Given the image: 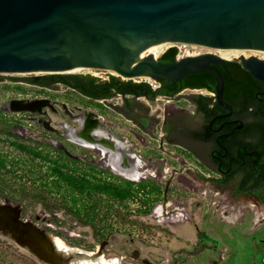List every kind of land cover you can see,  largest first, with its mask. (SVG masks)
I'll return each mask as SVG.
<instances>
[{"label": "water", "instance_id": "95a60500", "mask_svg": "<svg viewBox=\"0 0 264 264\" xmlns=\"http://www.w3.org/2000/svg\"><path fill=\"white\" fill-rule=\"evenodd\" d=\"M163 42L247 59L243 68L264 82V60L258 59H264V0H0V75L110 70L126 79L163 82L151 97L145 95L154 100L168 83L206 71L215 77L218 103L227 107L214 66L225 68V61L205 54L162 64L156 47ZM47 102L14 100L9 111H32ZM0 233L45 264H70L51 241L54 236L7 202L0 203Z\"/></svg>", "mask_w": 264, "mask_h": 264}, {"label": "rangeland", "instance_id": "374dc122", "mask_svg": "<svg viewBox=\"0 0 264 264\" xmlns=\"http://www.w3.org/2000/svg\"><path fill=\"white\" fill-rule=\"evenodd\" d=\"M178 47L179 50H176L179 53L181 50V54L184 51H188L189 55H195L193 54L195 52L216 54L214 49L196 45L186 47L178 45ZM73 74L90 75L99 78L100 81L107 80L110 76L116 77L104 70H89ZM38 75L48 74L0 75L3 79L0 82V108L8 112L12 119L21 122L20 125H15L14 132L22 138H33L43 134L38 123L34 119L33 121L28 119L32 115L42 116L41 109L46 110L50 118L48 120L43 113L45 123L53 131H60L59 123L63 118L50 111L54 104L48 99L66 103L70 109L72 105L82 108L88 103L87 99L62 86L41 90L23 82L13 84L8 80L9 77ZM4 86L9 87V90H5ZM45 97L48 99H43ZM14 100H47L48 102L44 104L45 106L36 107L32 111L11 112L9 103ZM117 103H120L119 99ZM145 103L151 106V109L156 106V103ZM163 104L164 102H160L159 106L163 108ZM184 104L187 105L186 102ZM110 107L109 104L108 108L102 107L99 110L119 123L121 118L110 112ZM114 128L120 132L119 125L116 124ZM51 140L56 141L54 136ZM64 145L78 160L104 168L101 155L92 149L69 143ZM190 163L192 169L196 171V163L193 161ZM204 173V176L190 175L191 187L179 200L180 202L167 206L160 201L156 205L158 208L155 207L156 211L153 212L152 209L146 216L138 214L137 210L142 209V200L149 197L141 193L142 191L139 192L136 200L123 207L122 213L130 212L126 217L128 222L118 224L115 218L108 220L107 225L111 224L112 230L108 235L107 243L102 247L99 246L93 229L65 216L62 211L49 213L41 206H30L24 212V216L21 214V218L34 223L40 230L59 239L66 247L61 251L63 252L61 257L69 260L70 264H79L80 259L87 260L89 264H103V262L109 264H264V204L258 205L256 199L250 197L241 196L236 199L230 189H222L213 184L211 179L219 177L214 168ZM168 175L165 176L168 177ZM159 183L162 187L164 186V180ZM0 203L5 201L0 200ZM159 208L162 210L161 214L157 213ZM178 214L180 216L177 217ZM52 219L60 221L61 224L55 225ZM131 221H137L140 225L132 224ZM45 228L50 231L47 232ZM74 241L81 246L72 244ZM0 264L45 263L39 261L14 240L0 233Z\"/></svg>", "mask_w": 264, "mask_h": 264}, {"label": "flooded vegetation", "instance_id": "af4514ba", "mask_svg": "<svg viewBox=\"0 0 264 264\" xmlns=\"http://www.w3.org/2000/svg\"><path fill=\"white\" fill-rule=\"evenodd\" d=\"M205 54L212 53L195 52V55L187 56L189 55L188 51L181 54V50L180 53L176 50L174 56H169L167 60H161L159 57L157 61L166 64L175 58ZM212 55L225 61V68L221 65L214 66L219 69L223 78L222 101L227 107L218 103L216 90L183 85L185 78L168 83L157 93L154 100L147 99L145 95L151 97L155 89L163 82H155L156 85L154 88L150 86L152 91L149 92L143 84L150 85V82L153 81L140 78L117 79L125 87L123 92L104 99L91 98L71 90L88 100V103L82 108L72 105L70 109L66 103L43 98L54 104L50 111L63 118L59 123L60 131H53L45 123L43 113L48 120L50 118H48L46 110L41 109L42 116L32 115L28 119L31 121L34 119L43 134L38 137L23 138L49 143L76 160H78L77 157L69 152L64 144L69 143L81 148H90L101 155L105 165L102 169L112 175L137 184L152 183L160 186L162 195L160 200L152 206L153 212L158 208L156 205L160 201L167 206L180 202L179 200L191 187L190 175L204 176V172L213 168L219 176L211 179L213 184L222 189H230L236 199L241 196L250 197L256 199L258 205L264 204L261 203L259 196L253 193L256 188L252 185L249 194L237 193L242 176L241 169L246 166L248 160L253 164L251 152L249 156H246V154H241V149L252 144L253 138L246 130L249 119L238 115L235 109L224 101V94L230 82L235 81L232 79L227 63L234 62L240 65L241 69L249 72L243 68L242 64V60L247 59H224L220 55ZM258 59L264 60L263 58ZM225 77H230L228 84L225 83ZM97 79L100 81L99 78ZM256 82L258 88L253 93V102L255 106H264V82L258 79ZM23 83L41 90L57 86L64 87L61 84H52L49 88H43L27 82ZM127 85H135V87H127ZM118 99L120 103H117ZM145 102L156 103V106L151 109V106L146 105ZM160 102H164L163 108L159 106ZM185 102L187 105L184 104ZM102 103L108 105L103 106ZM109 104L110 112L121 118L119 123L99 110L102 107L108 108ZM253 108L250 107L248 111ZM116 124L120 126V132L114 128ZM13 133L18 136L14 131ZM53 136L56 139L55 142L51 140ZM236 142L239 144L233 148ZM192 161L196 163V171L191 167L190 162ZM262 161L264 162V152ZM252 166L255 168L256 165ZM233 170L236 171L233 172ZM167 174H169L168 177L165 176ZM162 180H164L163 187L159 183ZM261 193L264 196V186Z\"/></svg>", "mask_w": 264, "mask_h": 264}, {"label": "trees", "instance_id": "16d2710c", "mask_svg": "<svg viewBox=\"0 0 264 264\" xmlns=\"http://www.w3.org/2000/svg\"><path fill=\"white\" fill-rule=\"evenodd\" d=\"M175 53L176 49L170 47L160 56L161 60H167ZM227 65L235 81L230 82L224 94V101L229 103L238 115L249 119L246 130L253 138V143L242 148L241 154L249 156L251 152V159L256 165L254 168L248 160L246 166L241 169L242 176L237 193L249 194L252 185L256 188L253 193L264 203L261 193L264 186V106H255L253 102V93L258 88V83L249 72L241 69L240 65L234 62H228ZM2 80L0 76V82ZM8 80L13 84L23 81L43 88L61 84L82 95L102 99L120 94L125 88L114 76L101 82L95 77L83 74L9 77ZM229 81L230 77H225V83L228 84ZM183 85L214 91L215 77L209 72L201 71L187 76ZM143 86L149 92L152 91L150 85L144 83ZM8 88L4 86L5 90ZM250 107L254 108L248 111ZM20 123L0 108V200L19 207L23 216L30 206H41L49 213L62 211L65 216L93 229L96 232V240L102 247L107 243L112 230L111 224L107 225L108 220L115 218L118 224L128 222L126 217L130 212L122 213L123 207L136 200L139 192L142 191L141 193L149 197L142 200V209L137 210V213L143 216L160 200V186L125 181L88 162L72 159L49 143L16 136L13 126ZM238 144L239 142H236L233 148ZM52 220L57 226L61 224L58 220ZM130 223L140 225L137 221ZM45 230L50 231L47 228ZM72 244L81 246L75 241Z\"/></svg>", "mask_w": 264, "mask_h": 264}, {"label": "bare ground", "instance_id": "6f19581e", "mask_svg": "<svg viewBox=\"0 0 264 264\" xmlns=\"http://www.w3.org/2000/svg\"><path fill=\"white\" fill-rule=\"evenodd\" d=\"M177 45V43H173V42H163L162 44H160L159 46L156 47V50H157V54L159 53H162L164 52L166 49H168L169 47L171 46H175ZM188 46H191V44H188ZM216 50V54L217 55H220L222 58L224 59H231L233 58L232 56H230L229 54H227L226 52H224L223 50H220V49H214ZM195 54V53H193ZM82 71H89V70H84V69H73L71 70L70 72L71 73H78V72H82ZM108 72H110L111 74L115 75L116 77L118 78H124V77H120L119 75H117L115 72H112L110 70H107ZM137 78H140V79H145L143 77H137ZM147 80V79H146ZM149 81V80H148ZM161 209L159 208L157 210V213L158 214H161ZM180 216V214L177 215V217ZM7 237L11 238L8 234H5ZM12 239V238H11ZM51 241L54 243L55 247L58 249V251H63L66 249V247L64 246V244L59 240V239H56V238H51ZM25 250H28L26 247H24ZM98 263V262H97ZM79 264H89L87 260H84V259H80V263ZM100 264V263H99ZM103 264H109L107 262H103ZM113 264V263H111Z\"/></svg>", "mask_w": 264, "mask_h": 264}, {"label": "built area", "instance_id": "2783aa9c", "mask_svg": "<svg viewBox=\"0 0 264 264\" xmlns=\"http://www.w3.org/2000/svg\"><path fill=\"white\" fill-rule=\"evenodd\" d=\"M178 45H180V46H182V47H186V46H188V44H184V43H177V45H175L174 46V48H176L177 50H179V47H178ZM156 84L155 83H153V82H150V86L151 87H153L154 88V86H155Z\"/></svg>", "mask_w": 264, "mask_h": 264}]
</instances>
